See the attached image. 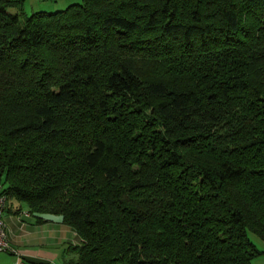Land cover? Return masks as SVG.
<instances>
[{
	"label": "trees",
	"instance_id": "trees-1",
	"mask_svg": "<svg viewBox=\"0 0 264 264\" xmlns=\"http://www.w3.org/2000/svg\"><path fill=\"white\" fill-rule=\"evenodd\" d=\"M0 181L76 264H253L264 0H0Z\"/></svg>",
	"mask_w": 264,
	"mask_h": 264
},
{
	"label": "crops",
	"instance_id": "crops-1",
	"mask_svg": "<svg viewBox=\"0 0 264 264\" xmlns=\"http://www.w3.org/2000/svg\"><path fill=\"white\" fill-rule=\"evenodd\" d=\"M71 0H24L27 13L64 9ZM77 1V0H75ZM65 6H59V5ZM0 181V187H2ZM4 187V186H3ZM11 247L15 251L0 252V264H76L77 254L67 252L69 245L81 239L76 231L64 222L37 221L27 207L10 200L4 215ZM264 250V248H263ZM253 264H264V254Z\"/></svg>",
	"mask_w": 264,
	"mask_h": 264
},
{
	"label": "built area",
	"instance_id": "built-area-1",
	"mask_svg": "<svg viewBox=\"0 0 264 264\" xmlns=\"http://www.w3.org/2000/svg\"><path fill=\"white\" fill-rule=\"evenodd\" d=\"M9 205L7 194L0 190V252L15 251L11 247L10 239L8 236V228L4 219L5 212Z\"/></svg>",
	"mask_w": 264,
	"mask_h": 264
},
{
	"label": "rangeland",
	"instance_id": "rangeland-1",
	"mask_svg": "<svg viewBox=\"0 0 264 264\" xmlns=\"http://www.w3.org/2000/svg\"><path fill=\"white\" fill-rule=\"evenodd\" d=\"M60 2H62V1H64V0H59ZM71 3H69V5L70 4H73V3H80V2H82V0H77V1H75V0H71L70 1ZM63 3V2H62ZM59 6H65V5H63V4H61V5H59ZM66 6H68V5H66ZM66 7H64V9H65ZM58 10H60V9H58ZM46 11H49V12H54V11H57V9H54V10H52V9H50V10H46ZM29 14H32V13H29ZM3 184V183H2ZM9 203H10V201H9ZM23 206L26 208V205L25 204H23ZM250 237H251V239L255 242V244L260 248V249H263L264 248V241L260 238V237H258V236H256L255 234H253V233H250Z\"/></svg>",
	"mask_w": 264,
	"mask_h": 264
},
{
	"label": "water",
	"instance_id": "water-1",
	"mask_svg": "<svg viewBox=\"0 0 264 264\" xmlns=\"http://www.w3.org/2000/svg\"><path fill=\"white\" fill-rule=\"evenodd\" d=\"M33 216L41 218L46 221H52V222H63L64 221V215H56L53 213H39L35 212Z\"/></svg>",
	"mask_w": 264,
	"mask_h": 264
}]
</instances>
